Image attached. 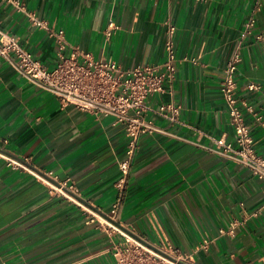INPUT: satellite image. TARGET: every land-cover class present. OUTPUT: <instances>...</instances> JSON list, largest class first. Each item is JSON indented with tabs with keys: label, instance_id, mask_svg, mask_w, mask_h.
<instances>
[{
	"label": "crops",
	"instance_id": "obj_1",
	"mask_svg": "<svg viewBox=\"0 0 264 264\" xmlns=\"http://www.w3.org/2000/svg\"><path fill=\"white\" fill-rule=\"evenodd\" d=\"M22 1L50 29L65 32L67 55L80 49L125 70L162 66L166 22L174 24L179 62L173 95L151 96L146 104L180 105L179 123L149 114L163 132L140 138L119 222L156 241L155 218L195 264H264V183L224 156L217 143L222 137L235 141L220 85L253 16L256 27L243 40L236 80L239 97L264 118V0ZM112 23L116 28L109 31ZM0 26L55 67L60 51L48 31L1 0ZM249 82L262 91L250 92ZM114 121L62 108L54 94L20 73L13 58L0 57V148L78 189L75 200L51 196L34 174L0 160V264H114L108 235L81 207L113 213L114 184L128 145L125 126ZM247 122L264 156V126L251 114ZM234 222V235L220 233Z\"/></svg>",
	"mask_w": 264,
	"mask_h": 264
},
{
	"label": "built area",
	"instance_id": "obj_2",
	"mask_svg": "<svg viewBox=\"0 0 264 264\" xmlns=\"http://www.w3.org/2000/svg\"><path fill=\"white\" fill-rule=\"evenodd\" d=\"M1 1L26 17L35 28L47 30L49 37L55 40L60 56L55 67L50 69L26 50L17 36L8 34L0 26V57L13 58L20 73L30 82L54 94L62 108L73 106L78 111L93 115L97 119L113 117L115 124L125 126L128 145L126 156L119 164V174L114 184L117 198L112 205L113 213L100 214L81 203L84 211L92 217L90 221L108 235L109 252L114 258V264H195L193 254L183 252L172 244L163 234L155 218L153 228L156 241H150L145 235L121 225L118 218L139 151L140 138L146 134L163 132L149 114H154L172 124L179 123L182 109L180 105L163 102L158 107L152 108L146 104V100L151 96L173 95L172 85L179 62L175 42L177 29L174 24L170 21L166 22V61L162 66H137L125 70L116 62L97 60L92 54L80 49H73L71 54L67 55L69 44L63 30L50 29L47 21L39 18L22 0ZM261 7L259 2L255 13L260 12ZM256 23L255 16L251 17L240 36V42L223 70L220 91L227 105L235 141L231 144L222 137L217 143L222 147L224 156L245 166L254 177L264 183V156L256 151L255 139L247 122V115L251 114L262 126H264V118L254 111L246 99L239 97L236 80L242 62L243 40L252 34ZM114 28L116 26L112 23L109 31ZM258 38L262 39V35ZM247 89L250 92H261L263 88L256 82H249ZM4 143L6 144L7 141ZM0 160H4L10 169L34 174L47 187L51 196H65L75 200L73 195H77L78 189L74 183H70V180L58 182L52 172L32 169L26 159L12 157L1 148ZM238 225L234 222L228 230L222 229L220 233L234 235Z\"/></svg>",
	"mask_w": 264,
	"mask_h": 264
},
{
	"label": "water",
	"instance_id": "obj_3",
	"mask_svg": "<svg viewBox=\"0 0 264 264\" xmlns=\"http://www.w3.org/2000/svg\"><path fill=\"white\" fill-rule=\"evenodd\" d=\"M5 152V151H4ZM6 153V152H5ZM14 157V156H13ZM16 158V157H15ZM50 182L54 183V184H57L56 182H53L52 180H49Z\"/></svg>",
	"mask_w": 264,
	"mask_h": 264
}]
</instances>
